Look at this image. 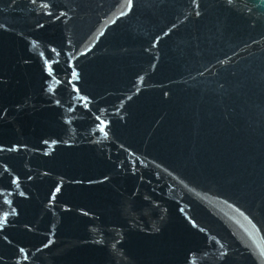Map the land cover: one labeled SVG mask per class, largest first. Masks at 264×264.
<instances>
[{
  "label": "water",
  "instance_id": "water-1",
  "mask_svg": "<svg viewBox=\"0 0 264 264\" xmlns=\"http://www.w3.org/2000/svg\"><path fill=\"white\" fill-rule=\"evenodd\" d=\"M0 264H264V0H0Z\"/></svg>",
  "mask_w": 264,
  "mask_h": 264
}]
</instances>
